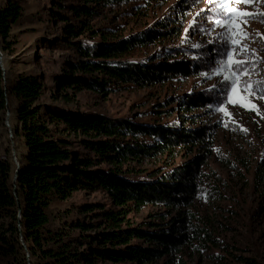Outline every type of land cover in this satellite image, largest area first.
I'll return each mask as SVG.
<instances>
[{
	"label": "rangeland",
	"instance_id": "1",
	"mask_svg": "<svg viewBox=\"0 0 264 264\" xmlns=\"http://www.w3.org/2000/svg\"><path fill=\"white\" fill-rule=\"evenodd\" d=\"M4 1L0 0V4ZM21 1L26 20L13 28V50L3 54L2 58L8 77L14 78L21 73L40 76L45 84L40 100L44 105L164 126L180 125L183 129L209 126L211 135L207 144L200 147L185 144L133 165H139L144 175L155 171L160 176L167 172L171 174L175 168H181L200 156L202 165L193 177L197 187L189 208L196 215L193 224L206 228L214 242L186 247L184 262L248 264L253 261V264H264V97L259 93L252 97L242 93L246 102L258 106L259 114L256 110L228 102L231 81H225L224 76L233 69L225 67L221 74H216L221 61H227V53L233 51L229 29L223 23H217L229 17L227 10L218 7L221 0L102 2L95 7L94 19L82 17L86 21V31L77 38H71L64 30L68 24L80 25V17L74 16L71 7L84 3L93 6L91 3L83 0ZM228 2L232 9L264 13V0ZM232 19L240 25L239 29L235 26L232 29L231 39L240 41L234 58L244 60L251 57L252 50L264 58V15L237 18L232 14ZM90 29L104 35L93 36ZM241 30L248 35H242ZM155 33H159L157 39L136 46L124 59L153 64L186 61L192 70L197 71L190 76L166 74L164 80L147 85L114 81L110 90L104 93L90 89L75 93L70 87L58 86L68 69V62L82 58L72 42L90 43L102 37L111 40L139 34L149 37ZM244 45L247 48L241 52ZM242 67L249 69V75L239 77L240 81L264 80V60L258 61L255 67L252 64ZM199 93L211 96L212 103L195 111H184L181 106L185 97ZM220 108L226 111H220ZM5 119L6 116L0 119L2 158H5L8 147L12 157L14 150L17 156L16 147L23 149L14 139V112H10V127L5 124ZM64 137L72 143L74 150L95 155L83 144L87 137L75 134H64ZM139 139L153 142L150 136H140ZM176 195H179L178 191L173 196ZM92 203L103 204L106 208L112 205L110 197L103 191L81 189L69 198L55 202L52 210L65 212L63 221L66 222L79 217L96 224L101 218H92L94 215L82 211L84 205ZM179 206L148 205L140 212L130 213L129 218L134 223L155 221L166 226L173 221L178 225L173 218ZM157 213L166 214V217H155ZM103 230H106L105 225L93 228L90 233ZM169 261L165 258L159 264ZM98 264L128 263L106 261Z\"/></svg>",
	"mask_w": 264,
	"mask_h": 264
},
{
	"label": "trees",
	"instance_id": "2",
	"mask_svg": "<svg viewBox=\"0 0 264 264\" xmlns=\"http://www.w3.org/2000/svg\"><path fill=\"white\" fill-rule=\"evenodd\" d=\"M83 1L93 6L84 3L71 7L74 16L80 17V25L64 27L71 38L85 33L82 17L94 19L97 5L117 0ZM25 20L21 0L0 4V50L4 55L15 44L13 28ZM90 32L104 35L92 29ZM149 35L72 42L82 58L68 62L58 86L70 87L75 93L84 89L104 93L114 81L147 85L164 80L166 74L190 76L197 71L186 61H126L124 57L136 46L157 39L159 33ZM44 89L40 76L21 73L9 78L0 63V119L8 111L14 112V139L23 147H16L20 163L16 180L17 164L10 147L5 158L0 157V264H159L165 258L170 260L167 264H186V247L214 242L206 228L193 224L196 215L189 208L197 187L193 177L202 165L200 156L160 176L155 171L144 175L139 165H133L185 144H207L209 126L183 129L180 125L164 126L44 105L40 102ZM212 100L203 93L187 95L181 108L195 111ZM64 134L87 137L83 144L95 155L74 150ZM140 136H150L153 142L140 140ZM81 189L100 190L111 199L109 208L98 203L82 207V211L94 215L92 218H101L96 224L79 217L66 222L65 212L52 210L55 202ZM177 191L179 195L173 196ZM148 205H180L173 218L179 224L172 221L161 226L163 223L155 221L130 220V213ZM160 215L166 217L160 213L155 217ZM103 225L106 230L90 233Z\"/></svg>",
	"mask_w": 264,
	"mask_h": 264
},
{
	"label": "snow or ice",
	"instance_id": "3",
	"mask_svg": "<svg viewBox=\"0 0 264 264\" xmlns=\"http://www.w3.org/2000/svg\"><path fill=\"white\" fill-rule=\"evenodd\" d=\"M245 3H251L252 0H243ZM218 7L221 10H227L229 13V17L224 21H217V23H223L228 29V36L233 45V51H229L227 53V61H221L220 68L216 70V74L219 75L225 69V67L232 68L233 70L224 76L225 81H231V91L228 95V102L231 104H238L241 107H244L248 110H256L259 114V108L255 103L246 102V99L242 93H247L248 97H252L259 93L260 96L264 97V80H246L240 81L239 77L249 75V69L247 67H242L247 64H252L255 67L256 63L260 60H264L256 55V50H252L251 57H248L244 60H239L234 58V53L236 51V47L240 44L239 40L231 39L233 32V26L239 29L240 25L235 23L232 19V14H235L237 18L242 17H254L256 15H264V13H249L242 12L238 9H232L230 7V3L228 0H221ZM241 34L247 36V33H243L241 30ZM247 48V45H244L243 48L240 49L241 52ZM247 56V54H245ZM235 77V78H234ZM241 83L243 84V89L241 90ZM220 111H226L224 108H220ZM230 115V114H229ZM227 126V125H226ZM246 131V130H245Z\"/></svg>",
	"mask_w": 264,
	"mask_h": 264
},
{
	"label": "water",
	"instance_id": "4",
	"mask_svg": "<svg viewBox=\"0 0 264 264\" xmlns=\"http://www.w3.org/2000/svg\"><path fill=\"white\" fill-rule=\"evenodd\" d=\"M2 58H3V52L0 50V63L2 65L3 70L6 71ZM9 119H10V111L7 112L6 119H5V124L8 127H10V121H9ZM13 155H14V157H13L14 158V161L17 164V169H16V172L14 174V180H16L17 179V173H18V170H19L20 163L18 161V157L16 156L15 150L13 151Z\"/></svg>",
	"mask_w": 264,
	"mask_h": 264
}]
</instances>
